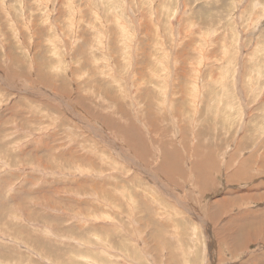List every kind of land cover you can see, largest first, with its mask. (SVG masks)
<instances>
[{
	"label": "rangeland",
	"instance_id": "obj_1",
	"mask_svg": "<svg viewBox=\"0 0 264 264\" xmlns=\"http://www.w3.org/2000/svg\"><path fill=\"white\" fill-rule=\"evenodd\" d=\"M0 264H264V0H0Z\"/></svg>",
	"mask_w": 264,
	"mask_h": 264
},
{
	"label": "bare ground",
	"instance_id": "obj_2",
	"mask_svg": "<svg viewBox=\"0 0 264 264\" xmlns=\"http://www.w3.org/2000/svg\"><path fill=\"white\" fill-rule=\"evenodd\" d=\"M131 46V45H130ZM139 71V70H138ZM143 75H145L143 73ZM138 78V77H137ZM137 81V80H136ZM136 84V83H135ZM134 84V85H135ZM196 86V85H195ZM60 87V86H59ZM193 87V86H192ZM184 89V88H183ZM196 89V88H195ZM185 90V89H184ZM66 92V91H65ZM189 92V91H188ZM128 93V92H127ZM126 93V94H127ZM167 94V93H166ZM198 95V94H197ZM145 101V100H144ZM148 103V102H147ZM151 102H149L148 104H150ZM152 104V103H151ZM162 104V103H161ZM147 105V104H146ZM150 106V105H148ZM195 107L198 108V106L195 105ZM147 111V110H146ZM152 112V110L147 111V113H150ZM155 112V111H154ZM122 113V111H121ZM151 114V113H150ZM127 116V115H126ZM125 117V116H124ZM131 117V116H130ZM147 117V116H146ZM127 118V117H126ZM155 118V117H154ZM148 120V118H146ZM137 120V119H136ZM150 120V119H149ZM79 121V120H78ZM150 122V121H149ZM144 126V125H143ZM154 126V125H153ZM145 127V126H144ZM121 130L122 132L124 133V135L127 134L128 135H134L135 138L137 139V142H138V145H136L134 148H137V149H142L143 151H146L147 150V146L144 144L145 142V138H144V135L142 134L140 128L138 126H135L132 122H130V124L128 126H125V127H121ZM157 131V130H156ZM148 133H152L151 131ZM165 133V132H164ZM148 134V135H149ZM166 135V134H165ZM99 140V139H98ZM151 140V139H149ZM189 149V147H188ZM162 151L164 154H166L165 158H164V161L163 162V168L168 170L169 171V167L171 168H180V166L183 167V164H182V154L180 152V150L177 148V146L175 145V143L173 142H166L162 145ZM196 152H197V155H199V153H202L199 149V147H197L196 149ZM125 154V153H124ZM132 154V153H131ZM88 157V156H87ZM89 159V158H88ZM213 160H214V154L212 155L211 151L207 152L206 155L202 156L201 158L197 159L195 162H194V170L196 169V171H200V170H203L204 168H207V167H213ZM95 161V160H94ZM139 163V162H138ZM94 164V163H93ZM246 167V166H245ZM95 168V167H94ZM205 171V170H204ZM197 172V173H198ZM171 174V173H169ZM201 183V182H200ZM203 184V182H202ZM245 228V227H244ZM248 235V234H247ZM248 238V237H247Z\"/></svg>",
	"mask_w": 264,
	"mask_h": 264
}]
</instances>
